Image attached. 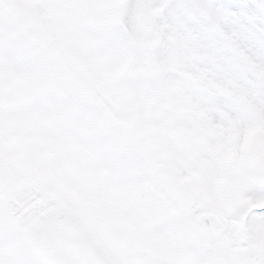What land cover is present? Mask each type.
Wrapping results in <instances>:
<instances>
[{
  "label": "snow or ice",
  "instance_id": "1",
  "mask_svg": "<svg viewBox=\"0 0 264 264\" xmlns=\"http://www.w3.org/2000/svg\"><path fill=\"white\" fill-rule=\"evenodd\" d=\"M0 264H264V0H0Z\"/></svg>",
  "mask_w": 264,
  "mask_h": 264
}]
</instances>
